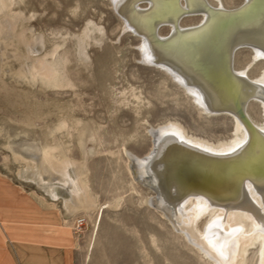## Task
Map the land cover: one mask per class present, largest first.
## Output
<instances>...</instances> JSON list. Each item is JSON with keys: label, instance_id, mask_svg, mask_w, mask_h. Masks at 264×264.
Listing matches in <instances>:
<instances>
[{"label": "rangeland", "instance_id": "1", "mask_svg": "<svg viewBox=\"0 0 264 264\" xmlns=\"http://www.w3.org/2000/svg\"><path fill=\"white\" fill-rule=\"evenodd\" d=\"M140 45L111 0H0V176L42 207L44 225L54 220L59 238H69L71 264H211L149 205L154 191L133 178L128 153L147 157L150 129L169 121L214 142L229 140L234 123L202 113L143 61ZM235 54L234 65L245 68L251 51ZM263 68L258 62L248 75ZM247 110L263 122L257 102ZM245 264H257L254 248Z\"/></svg>", "mask_w": 264, "mask_h": 264}, {"label": "bare ground", "instance_id": "2", "mask_svg": "<svg viewBox=\"0 0 264 264\" xmlns=\"http://www.w3.org/2000/svg\"><path fill=\"white\" fill-rule=\"evenodd\" d=\"M111 2L124 29L140 38L145 63L167 73L202 113L234 123L233 136L217 142L175 121L150 129L149 155L128 153L133 178L155 188L148 203L163 208L173 228L211 264H245L251 248L257 264H264V68L258 77L248 75L264 62V0L237 7L223 0ZM193 16L197 24H182ZM162 27L168 35H161ZM241 48L251 51V60L238 69L234 56ZM251 102L260 105L261 124L248 113Z\"/></svg>", "mask_w": 264, "mask_h": 264}, {"label": "crops", "instance_id": "3", "mask_svg": "<svg viewBox=\"0 0 264 264\" xmlns=\"http://www.w3.org/2000/svg\"><path fill=\"white\" fill-rule=\"evenodd\" d=\"M11 184L0 176V264H71L64 246L69 238H59L54 220L44 225L42 207Z\"/></svg>", "mask_w": 264, "mask_h": 264}, {"label": "water", "instance_id": "4", "mask_svg": "<svg viewBox=\"0 0 264 264\" xmlns=\"http://www.w3.org/2000/svg\"><path fill=\"white\" fill-rule=\"evenodd\" d=\"M238 8H239V7H238ZM238 8H236V9H238ZM116 13H117V12H116ZM241 115H242L243 117H245L244 114H243L242 112H241ZM136 180L139 181V182H141V183H143L144 185H146L147 187H149V188L152 189L153 191H156L155 188H154L152 185H150V184H148V183H146V182L141 181V179H139L138 177L136 178ZM149 205H152V207H154L155 209H158V210H160V211H164L163 208L158 207L155 203H153V204H150V203H149ZM166 217H167V216H166Z\"/></svg>", "mask_w": 264, "mask_h": 264}]
</instances>
